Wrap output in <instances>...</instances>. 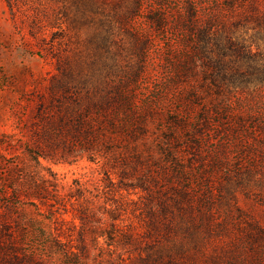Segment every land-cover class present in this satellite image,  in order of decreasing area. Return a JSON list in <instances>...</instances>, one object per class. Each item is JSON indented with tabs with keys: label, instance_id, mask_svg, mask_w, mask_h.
Here are the masks:
<instances>
[{
	"label": "trees",
	"instance_id": "16d2710c",
	"mask_svg": "<svg viewBox=\"0 0 264 264\" xmlns=\"http://www.w3.org/2000/svg\"><path fill=\"white\" fill-rule=\"evenodd\" d=\"M109 2L69 0L71 22L94 26ZM163 4L157 2L153 7L157 14L147 17L153 30L162 33L170 27ZM141 5L142 0H133L127 13L118 14L119 22L132 27ZM219 5L229 17H221L218 10L206 31L214 27L211 33L216 34L226 31L228 24L236 28L243 22L264 26V0H224ZM8 6L13 8L11 0ZM195 17L191 15V24ZM182 42L189 55L176 59L167 54L166 78L163 84L160 79L150 83L148 98H140L137 91L144 79L147 50L138 68L118 75L94 68L92 59L84 61L86 69L56 59L49 101L37 106L28 140L27 154L35 167L19 168L18 174L11 171L3 178L0 264H87L92 244L102 250L95 264H196V259L201 264L209 260L223 264L218 253L205 255L202 250L212 228V208L221 201L219 180L227 179L233 165L242 170L245 158L259 153L264 158V139L257 138L264 133V122L219 86L218 72L210 67H221L222 57L197 60V49ZM236 45L232 49L239 61L249 63L251 56L242 42ZM221 75L228 78V73ZM234 75L231 72L228 79ZM79 157L96 163L101 175L95 182L74 180L69 193L62 194L55 173L40 160L71 164ZM243 171L246 176L252 173L248 168ZM130 190L137 192V199L124 194ZM67 203L80 225L71 221L72 228L65 231L61 210L67 211ZM76 226L78 236L73 239L69 231ZM250 228L264 232L257 225ZM24 233L43 241V254L22 250ZM248 235L255 241L260 234Z\"/></svg>",
	"mask_w": 264,
	"mask_h": 264
},
{
	"label": "rangeland",
	"instance_id": "374dc122",
	"mask_svg": "<svg viewBox=\"0 0 264 264\" xmlns=\"http://www.w3.org/2000/svg\"><path fill=\"white\" fill-rule=\"evenodd\" d=\"M11 1L12 9L8 6V0H0V210L5 206V173L13 171L18 174L19 168L35 167L27 154L28 140L33 132L37 106L49 101V78L56 72L57 58L71 66L82 64L85 69L88 64L84 61L92 59L95 60L94 68L111 70L118 75L125 70L131 72L138 68L143 52L147 50L142 75L144 79L137 91L140 98L146 95L148 98L152 90L150 83L160 79L163 84L166 78L164 68L167 54H173L176 59L189 55L188 50L183 48L185 46L182 47V41L185 40L188 49H197V60L203 59V56L224 59L221 67H210L214 73L218 72L216 79L219 86L231 98L238 97L236 101L239 107L247 112L258 113L260 116L257 119L264 122V26L243 22L236 28L228 24L226 31L219 30L216 34L211 33L214 27L206 31L208 22L212 21L218 10L221 17L226 20L229 17L223 14L222 6L219 5L224 0H142L141 11L130 28L124 27L117 18L119 13L130 10L133 0H121L118 4L119 0H115L116 4L113 5L114 0H111L100 16L101 22H96L94 26L91 23L74 25L71 22L73 11L69 0ZM159 1L164 3L162 10L168 15L170 24L163 33L153 30V25L147 19L157 14L153 7H157ZM194 13L196 19L191 24L189 21H192L191 15ZM177 19L181 20L180 26ZM93 37L94 42L91 43L89 40ZM220 40L222 46H216ZM233 42L238 45L242 42L245 51L251 56L249 63L239 61ZM198 65L201 67L203 64L199 61ZM231 72L236 74L232 80L228 79ZM227 73L228 78L221 75ZM257 138L263 140L264 133ZM40 161L55 173L62 194L69 193V184L74 180L90 178L95 182L101 175L98 173L99 166L86 157H79L71 164H55L44 159ZM243 162L242 170L237 171L234 165L229 172L223 169L229 175L227 179L219 180L222 184L219 195L221 201L212 208V228L202 250L205 255L218 253L223 264H233L237 259L235 264H264V232L262 234L250 228V225H257L264 230V158H260L259 153L252 159L245 158ZM246 168L252 169L250 176L244 174ZM41 173L46 174V170H41ZM18 183L17 178L15 184ZM88 187L95 192L92 183ZM124 194L137 199L136 191L130 190L129 194ZM66 208V212L61 210V216L67 221L65 231L66 227L72 228L71 221L80 225L79 220L72 219L68 203ZM31 211L37 213L34 208ZM130 217L136 221L135 217ZM78 228L76 226L69 231L73 239L78 236ZM249 233L260 235L254 241ZM25 234L21 236L24 242L22 250L43 254V241ZM99 242H103L102 238H99ZM101 255L100 246L92 244L86 263L99 262ZM196 262L201 264L199 259ZM205 264H211V261Z\"/></svg>",
	"mask_w": 264,
	"mask_h": 264
}]
</instances>
